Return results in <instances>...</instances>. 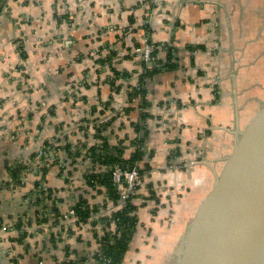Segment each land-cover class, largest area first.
Returning a JSON list of instances; mask_svg holds the SVG:
<instances>
[{"label":"crops","instance_id":"crops-1","mask_svg":"<svg viewBox=\"0 0 264 264\" xmlns=\"http://www.w3.org/2000/svg\"><path fill=\"white\" fill-rule=\"evenodd\" d=\"M145 39L155 47L146 68L135 52ZM262 103L264 0H10L0 13V264H97L118 210L85 180L110 175L89 153L102 145L124 159L139 149V169L149 166L131 195L138 223L122 264L137 262L152 245L142 230L157 216L153 194L164 201L188 160L233 147ZM79 200L83 221L69 214Z\"/></svg>","mask_w":264,"mask_h":264},{"label":"water","instance_id":"water-1","mask_svg":"<svg viewBox=\"0 0 264 264\" xmlns=\"http://www.w3.org/2000/svg\"><path fill=\"white\" fill-rule=\"evenodd\" d=\"M153 62L148 63L152 66ZM233 150L177 252V264H264V107Z\"/></svg>","mask_w":264,"mask_h":264},{"label":"rangeland","instance_id":"rangeland-1","mask_svg":"<svg viewBox=\"0 0 264 264\" xmlns=\"http://www.w3.org/2000/svg\"><path fill=\"white\" fill-rule=\"evenodd\" d=\"M9 1L10 0H4L2 8L6 6ZM36 31L38 32V30ZM39 31H44L43 37H47V35L45 36V30L39 29ZM263 107L264 103L261 104L259 109L255 110L257 112L249 121L239 126L241 127L240 132H245L247 130ZM232 150L233 147H230V149L222 153V155H212L207 159L206 156H199L197 160H188V163H185L187 166H184L181 172L180 185L178 183L179 186L175 185L171 190L168 189L170 194L166 192L167 196L164 201L162 200L163 197L160 195V191H157V196L159 198L157 200L155 194H153L151 201L155 203L152 205V212L157 216H154L155 219L150 221L152 224L151 228L146 231L144 228L143 230L141 228L144 234L146 232L147 236H151L149 241L152 242V245L150 246L146 241L144 253L141 255L140 259L136 260L137 262L134 261L132 264H177V252L187 234L188 228L195 221L200 207L209 197L214 186V174H212L207 168V165L203 163L212 166L219 175L225 168ZM191 163H197L193 166H199L202 171L195 173L193 166H190L192 165ZM174 194L176 195L174 196ZM165 209L170 210L168 216H159L161 214H157L158 211Z\"/></svg>","mask_w":264,"mask_h":264},{"label":"trees","instance_id":"trees-1","mask_svg":"<svg viewBox=\"0 0 264 264\" xmlns=\"http://www.w3.org/2000/svg\"><path fill=\"white\" fill-rule=\"evenodd\" d=\"M4 0H0V13L2 11V3ZM146 68V66H144ZM114 75H118L114 72ZM115 78V77H114ZM139 86L138 89L142 86V78L139 77ZM105 146L100 147H91L89 153L91 154L92 160L99 164L112 167L115 164H119L125 168H132L133 166H138L139 162L143 159L144 153L141 150L137 149L134 154L129 159L122 158L121 152L116 157L106 156L103 154ZM45 152V150H44ZM35 156V155H34ZM32 156V158L34 157ZM149 169L148 165H144V168L139 169L140 176L143 175L145 171ZM47 168L42 167L38 171L42 175L47 173ZM111 171V170H110ZM86 183L88 185H94L98 183L103 185L107 189V194L110 200H112L115 205L120 198L119 192L116 190L115 186L111 181V172L109 174H90L85 177ZM38 188H41L40 185H36ZM41 190V189H40ZM49 198V197H48ZM133 196H130L129 199L125 202L124 207L121 210L113 212L107 220V224L110 225L112 221L115 222L116 229L115 231H106L99 239V249L95 254L94 259L97 264H122L125 253L129 248V244L132 240V237L136 230V225L138 219L135 215L136 207L131 203ZM73 212L75 216L80 219V221L86 220L89 218L90 211L85 205V202L79 200L73 207ZM108 261L109 263H106Z\"/></svg>","mask_w":264,"mask_h":264},{"label":"built area","instance_id":"built-area-1","mask_svg":"<svg viewBox=\"0 0 264 264\" xmlns=\"http://www.w3.org/2000/svg\"><path fill=\"white\" fill-rule=\"evenodd\" d=\"M155 47L148 42L147 39L144 40V44L141 48L135 49L136 53L141 55L144 66H148V63L153 61L154 58ZM45 152L40 151L37 153L36 157L39 159L44 156ZM111 181L115 186L116 190L119 192L120 198L118 200V210H121L125 202L129 199V197L134 194L136 188L140 183V174L138 170V166H133L128 169L120 166L119 164L113 165L111 168ZM70 215H75L73 210L69 211ZM111 216V215H110ZM109 216V218H110ZM113 230L115 231L116 226L115 222L112 221ZM106 263H109L106 261Z\"/></svg>","mask_w":264,"mask_h":264}]
</instances>
